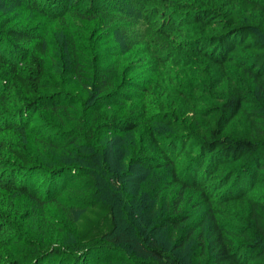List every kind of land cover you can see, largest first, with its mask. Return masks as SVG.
Wrapping results in <instances>:
<instances>
[{"label":"trees","instance_id":"1","mask_svg":"<svg viewBox=\"0 0 264 264\" xmlns=\"http://www.w3.org/2000/svg\"><path fill=\"white\" fill-rule=\"evenodd\" d=\"M48 1L0 0V264H105L126 245L157 264H264V0ZM109 36L122 51L102 45ZM182 58L200 81L192 93L173 74ZM114 151L110 177L124 185L136 167L169 169L177 192L160 224L135 233L122 200L98 189ZM67 189L73 242L26 238L15 196L56 203Z\"/></svg>","mask_w":264,"mask_h":264},{"label":"rangeland","instance_id":"2","mask_svg":"<svg viewBox=\"0 0 264 264\" xmlns=\"http://www.w3.org/2000/svg\"><path fill=\"white\" fill-rule=\"evenodd\" d=\"M24 2V0H22ZM50 0L47 2L49 3ZM53 27V26H52ZM52 34H50L47 37V43L48 45L50 42L54 39L56 41L59 39L58 34H60V31L57 29L55 32L54 28L51 30ZM114 34L117 36L119 35V32L116 31ZM3 36L0 33V41L3 43ZM104 40L102 45H106L109 49H117L118 51H122L119 48V45L116 43L119 41V37L116 38V43L115 40ZM2 51H4V55H6L7 58L11 57L13 54L10 53L9 49L5 48L3 46ZM50 49V47H49ZM115 54V51H113ZM16 58V57H15ZM179 58V57H178ZM194 62V60L191 59H186L182 58V61H179L175 64L173 68V74L174 76L182 83V85L189 91V93H192L193 87L196 86L200 81L196 76V69L191 63ZM234 69V68H233ZM209 71V70H207ZM242 84L246 86V83L244 82L243 79ZM75 83V80L70 82V85H73ZM76 86H73V89H75ZM219 100L216 98V100L211 99V103H216L218 104ZM31 128V127H30ZM36 129V128H35ZM33 130V132H29V140H27V147L26 150L29 153L35 154V158H38L36 156V153L39 151H46L47 149L43 147L40 144V141L38 143V139L34 136L39 135L37 134L36 130ZM31 131V129H29ZM43 130H45L43 128ZM39 137V136H38ZM122 137H117V136H109L106 141H111V143H116L118 148H121L123 151H125L126 147L131 144V138L125 137L122 138L123 140L119 139ZM41 139V137H39ZM119 139V140H118ZM14 142L17 141V138L14 137ZM109 158V164L110 167L107 164L102 165V170H100L101 176L97 177V180L99 181L98 183V189H101L104 193L105 191H110L109 194L107 193V197L109 198V201L114 203L115 199L118 197V200H122V217L123 220L129 223L131 227H133V231L137 233V230L140 228H145L146 226H154V224H160L161 220L163 219L164 216L169 215V210L167 207L169 199H174L176 197V189L170 184V178H169V169H160V170H152V171H147L144 172L140 170L138 167H136L132 171L131 176H127V178H130L131 180L124 179V182L126 185L122 183V180L117 179H112L110 177V174H118V169L121 161L118 162L119 156L116 155L115 151L110 153ZM124 167L127 166L128 164V157L122 158ZM113 166V168H112ZM104 168L105 169L104 171ZM119 174L123 173V168L119 170ZM122 177V176H120ZM26 178V176L24 177ZM47 176L44 177L46 179ZM99 178V179H98ZM49 179V178H48ZM107 180L109 183H104L102 180ZM26 182L28 183V187H31L33 189V192H37L38 189L40 188V182L38 179H30L28 178L25 179ZM50 180V179H49ZM128 182V183H127ZM84 183V182H83ZM50 184H53L51 182ZM85 184V183H84ZM113 184V185H112ZM83 185V184H82ZM81 185V186H82ZM50 186V185H49ZM114 186V187H113ZM69 188V187H68ZM109 188V189H106ZM48 191V190H47ZM46 189H45V194L44 196L46 197ZM69 189L62 193H58L54 197H59V199L56 201V203H53L52 201H46V203L42 204L39 203L38 205L35 201H29L27 198H22L15 196V199H13V207L12 210L15 214L19 215V220H22L23 222L27 220L28 224L26 225V229H23L22 234L24 236L27 235L26 238H28L30 241L32 240H42L45 239V242H48L50 244L55 243L56 246L58 243H63L64 248L67 249L69 246L68 243H72L75 236L73 235V229L72 225H70V218L72 217L71 211L73 210L68 206L67 202H73L71 199H76L75 197L70 196V194L67 195V192ZM49 197H52L51 195H54L52 192L49 193ZM157 195L159 200H153V196ZM185 194L187 195L188 198H194L197 200L198 194L194 193L191 190H186ZM67 195V196H65ZM65 196V197H64ZM50 199V198H49ZM157 202V204H156ZM154 204V205H153ZM189 210L190 214H194L195 211L192 209V207ZM205 210V207L203 205L200 206L199 208V213H202V211ZM119 211V212H121ZM62 212L66 213L67 216L65 215V218H60L61 215L63 214ZM17 219V218H16ZM126 224V223H125ZM124 228L121 227L120 234H122V231ZM171 231V230H170ZM168 229H163L162 232H170ZM170 236H175V235H168L167 237ZM178 239V237L176 238ZM175 239V240H176ZM196 238H192L189 243L186 244V252H191L193 250V246L197 243L195 241ZM173 240V239H172ZM174 240V241H175ZM169 244L172 243L171 241H168ZM174 245V243H172ZM171 244V246H172ZM108 244L100 243V247H105ZM129 248H119L116 247L119 252L117 253V260L107 262L105 264H128L126 260L120 259V257L124 258V256L132 261H135L136 264H157L152 262L151 259L148 258H142V257H135L134 255H130L131 247L132 245H126ZM107 249V248H106ZM105 249V250H106ZM103 250V249H102ZM178 254H180L179 250H176ZM122 255H119L121 254ZM80 253L74 252L71 254H68L70 257H76ZM106 256H103V258H106L109 256V254H103ZM102 255H100V258ZM97 264H102L100 261Z\"/></svg>","mask_w":264,"mask_h":264}]
</instances>
